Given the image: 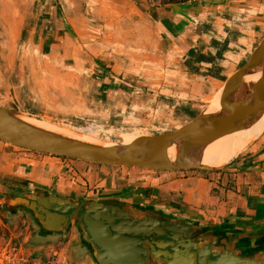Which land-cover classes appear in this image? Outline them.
<instances>
[{"label":"crops","instance_id":"0c3cea01","mask_svg":"<svg viewBox=\"0 0 264 264\" xmlns=\"http://www.w3.org/2000/svg\"><path fill=\"white\" fill-rule=\"evenodd\" d=\"M22 1L10 0L16 6ZM32 1L40 2L35 14L10 7L11 21H17L6 30L14 35L30 21L28 41L38 36L37 56L29 57L21 45L16 54H0L9 68L18 64L15 72L9 69L8 78L13 72L17 80L25 78L24 93L36 96L41 109L28 112L35 117L113 118L120 130L141 135L167 132L160 129L171 123L180 105L190 107L191 120L198 116L264 37L260 0H194L155 8L131 0ZM80 40L90 58L79 57ZM21 91L16 89L15 98ZM17 101L19 110L26 109ZM248 153L225 170L230 174L213 173L223 179L211 182L196 171L96 166L0 142V198L43 191L75 202L97 196L152 199L217 228L239 246L254 247L264 241V137ZM64 240L63 232L39 233L34 241L50 253H15L41 258L65 253L69 242Z\"/></svg>","mask_w":264,"mask_h":264},{"label":"water","instance_id":"95a60500","mask_svg":"<svg viewBox=\"0 0 264 264\" xmlns=\"http://www.w3.org/2000/svg\"><path fill=\"white\" fill-rule=\"evenodd\" d=\"M258 74L261 75L259 81H247ZM221 90L219 110L204 111L173 132L142 135L128 145L124 142L111 144L112 147L41 128L28 121L31 117L0 105V142L29 152L96 166L146 172L216 173L222 168L214 169L198 162L204 149L223 136L248 129L264 114V37L248 60L226 79ZM234 163L235 160L229 165ZM22 208L35 215V221L45 233L60 234L67 228L66 215L85 206L43 191L4 198V209L10 215L15 216ZM107 213L117 220L112 209ZM95 218V223L85 225L95 246L104 251L100 255L101 264H143L135 241L118 235L106 218L102 220L107 227L99 223L101 218ZM105 257L108 260L104 261Z\"/></svg>","mask_w":264,"mask_h":264},{"label":"flooded vegetation","instance_id":"af4514ba","mask_svg":"<svg viewBox=\"0 0 264 264\" xmlns=\"http://www.w3.org/2000/svg\"><path fill=\"white\" fill-rule=\"evenodd\" d=\"M77 202L85 208L67 214V228L63 230L64 241L69 242L64 249L68 264H101L104 251L95 246L85 225L95 223V217L101 218L99 223L107 227L102 220L106 218L118 235L135 241L143 264H264V241H258L254 247L239 246L237 239L228 240L227 234L217 228L184 217L171 204L99 196ZM22 209L43 233L35 215ZM108 209L117 214V220L107 213Z\"/></svg>","mask_w":264,"mask_h":264},{"label":"rangeland","instance_id":"374dc122","mask_svg":"<svg viewBox=\"0 0 264 264\" xmlns=\"http://www.w3.org/2000/svg\"><path fill=\"white\" fill-rule=\"evenodd\" d=\"M131 1H133L139 7L143 6V7L155 8L157 6L164 5L163 3L166 0H131ZM196 1L203 2L207 0H196ZM208 1H214V0H208ZM234 1H237V0H234ZM260 2L264 3V0H260ZM38 5H40V2L34 3L32 0H26V1L23 0L17 6L12 4L10 0H0V54L2 55L3 54L5 55L16 54L15 52H17L18 49L21 46H23L21 48L25 49V53L28 54L29 57L37 56L36 46L38 42V36L35 39L30 37L31 40L28 41V36H29V31H30L29 27H31L29 24L31 23L30 21H26L23 31H20V29H18L17 31H14L15 33L14 35H12L10 31L9 30L7 31L6 29L7 27L10 26L11 23L14 24V22L17 21L14 19L11 21L10 7L12 8L14 6V8H12L13 10L15 9L19 10L18 9L19 7L22 10L29 11L31 14L32 13L35 14L36 9H38L37 7ZM251 13L253 15V11H251ZM43 35H46V34H43ZM83 43L84 42L82 40L79 41V46L81 49V52L79 53V57H84V58L89 57L90 58L91 56L88 53V49L83 46ZM9 69L15 72L16 70H18V64L13 62L9 68V64L7 62H2V61L0 62V70H1L0 72V103L2 104L8 103L12 105L14 107V110L24 114L25 116L31 117L38 121L45 120L56 126L69 129L75 133H79L87 137H92V138L101 140V143H99L100 145H111V144L124 143L127 141V138H126L127 133L128 134L136 133L135 131L126 130L127 128L126 129L124 128V130H120L119 128H117V125L114 124V121H117V119L114 120L113 118H111L113 120L110 119L108 122H106L94 116H88V117H83V118H74V117L63 118V117L53 116V114H40L39 116H36V117L32 116L31 112H28L29 110L30 111L32 110L33 112V111L41 109L38 103L35 102L36 96L34 95L28 96L24 93L25 88L23 87V83L21 84V82L26 83L25 78L23 80H17L18 78L16 77V75H14V72H13L12 79L10 80V78H8L10 77ZM83 76H85L84 73H83ZM19 84L21 85L19 86ZM19 88L22 89L21 96L18 98H15L14 96L15 91L16 89H19ZM140 97L142 98L143 95H141ZM17 99L21 103H23V106L26 107V109H24L25 111L19 110L17 108L19 107ZM47 101H49L52 105H55L54 102L50 101V99H47ZM211 106H212L211 104H207V106L200 113L204 111L211 112L212 111ZM189 111H190L189 106L180 105L179 107H177L175 115L173 116L171 123L162 127L167 132H164L163 130L162 131L164 133H168V131L173 132L176 129L183 126L184 124L190 122L191 118L189 114L187 113ZM198 111H199L198 109H195L193 112L197 114ZM49 112L52 113L51 111ZM139 136H142V135L140 134L137 137ZM263 137H264V133L246 148L243 154L240 155L235 160V164H237L242 159L246 158L247 154H249L248 152L252 150L253 144L259 142L261 138ZM230 167H232V165H228L225 168H222L221 171L219 172H225L226 174H230L228 171H225L229 169ZM196 172H200V171H196ZM219 172H216V173H219ZM114 174L120 175V171H114ZM201 174L202 176H206L209 180L211 178L210 180L211 182L212 181L220 182L221 179H223L221 178L219 180L218 176L213 175L212 172H209V173L201 172ZM228 180L233 185V182H234L233 178L228 177ZM0 200L2 201L0 205V216H1V221L3 223V225L0 223V252L15 254V252L17 253L21 249L22 253L24 254L32 252V251L35 253V255L50 253V251L47 252V251H44L38 248V246H40L39 243L34 241L35 237L39 235L40 231L38 230V227L36 226L34 221L28 215V213H26L23 209H20L15 216L10 215L4 209V199L0 198Z\"/></svg>","mask_w":264,"mask_h":264},{"label":"bare ground","instance_id":"6f19581e","mask_svg":"<svg viewBox=\"0 0 264 264\" xmlns=\"http://www.w3.org/2000/svg\"><path fill=\"white\" fill-rule=\"evenodd\" d=\"M260 77L261 75L258 74L256 76L247 79V81L257 82L259 81ZM221 94H222V90L220 91L219 95L217 96L216 100L214 101L211 107V110L213 112L221 108V104L219 102ZM28 121L41 128L54 131L57 133H61L69 137H74L76 139H80L95 144L101 143V140L92 137H87L79 133H75L69 129L56 126L45 120L38 121L30 118L28 119ZM139 133L140 132L131 133V134L127 133L126 134L127 141L125 142V145H128L132 143L134 140H136L138 138L137 136L140 135ZM263 133H264V114L255 124H253L248 129L238 133L223 136L219 138L217 141H215L213 144L209 145L207 148L204 149V151L199 156L198 162L203 166H207L214 169L224 168L225 166H228L232 161L236 160L240 155H242L243 152L246 150V148L253 141L259 138ZM108 147H112V145Z\"/></svg>","mask_w":264,"mask_h":264},{"label":"built area","instance_id":"2783aa9c","mask_svg":"<svg viewBox=\"0 0 264 264\" xmlns=\"http://www.w3.org/2000/svg\"><path fill=\"white\" fill-rule=\"evenodd\" d=\"M0 264H68L63 252H55L46 257L25 256L0 252Z\"/></svg>","mask_w":264,"mask_h":264},{"label":"trees","instance_id":"16d2710c","mask_svg":"<svg viewBox=\"0 0 264 264\" xmlns=\"http://www.w3.org/2000/svg\"><path fill=\"white\" fill-rule=\"evenodd\" d=\"M191 1H194V0H166L163 4L164 5H177V4H185V3H188V2H191ZM214 101H213V103H214ZM161 130H164V129L161 128ZM64 160H67V159H64Z\"/></svg>","mask_w":264,"mask_h":264}]
</instances>
